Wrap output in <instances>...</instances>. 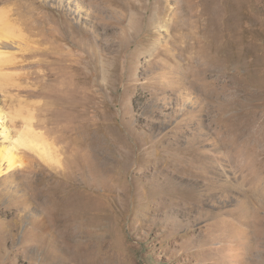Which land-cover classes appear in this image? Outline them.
Segmentation results:
<instances>
[{"label":"rangeland","instance_id":"1","mask_svg":"<svg viewBox=\"0 0 264 264\" xmlns=\"http://www.w3.org/2000/svg\"><path fill=\"white\" fill-rule=\"evenodd\" d=\"M124 1L0 0L54 156L0 177V264H264V0Z\"/></svg>","mask_w":264,"mask_h":264},{"label":"bare ground","instance_id":"2","mask_svg":"<svg viewBox=\"0 0 264 264\" xmlns=\"http://www.w3.org/2000/svg\"><path fill=\"white\" fill-rule=\"evenodd\" d=\"M67 1L72 2V0H67ZM73 1H75V0H73ZM86 1H89L91 3L100 1V2H104V4L105 3H108V4L112 3L115 5L119 4V6H121V8H123V10L126 11L125 15L129 14L131 22L134 23V16H133L134 14L132 12V9H133V5H135V4H133V3L129 4V2H125L124 0H86ZM132 2H133V0H132ZM214 2H215L214 0H180L178 2L177 7L179 10L186 11L189 14L190 12H192V10L197 9L200 6L202 8L205 7L206 8L205 10H207V9L209 10V8H212L211 5H213ZM112 4H110V5H112ZM80 7L81 6L77 3L75 10L81 11ZM140 7L139 8L141 10H144L145 14H143V16H141L139 18L138 22L144 21L145 23H149L147 25H150L151 23H153V20H154L153 19L154 15L152 12L153 11L163 12L164 11L163 9L166 10L167 8H169V3L165 0H143V3H141ZM107 9H109V8H107ZM104 10H106V9H104ZM223 10H224V8H223ZM65 12L66 11H64L63 8H59L57 11L48 12L47 14L45 13L41 18L42 19L41 22L42 21L43 22H42L40 29H39L41 32L40 34H43V32L44 33L46 32L47 35H49L51 37L54 36V38L56 36V37H58L60 39H64V40L69 39L70 38L69 37L70 29H69V23H67L65 20V17H66ZM219 12H221V11L219 10ZM204 14H206V13H204ZM216 15H217V13H216ZM221 16L223 17V15H221ZM47 17H49V20H47ZM188 19H189V17H188ZM136 20L137 19H135V21ZM51 22H53V23H51ZM120 23H122V22H120ZM71 26L73 27V25H71ZM4 27H5V29H3ZM11 27H12V25L9 24L8 17L5 18L4 21L3 20L0 21V39L4 36L3 35L4 33L11 34V36L7 34L8 38L13 37V36L14 37L17 36V34L15 32L11 33V30H10ZM138 28H139V26H138ZM138 32H139V29H138ZM149 34H150V30H149ZM14 56H15L14 52L8 51L5 45L0 44V128H1V131H0V138H1V141H0V177L3 174H9V175H13L15 177V176L21 175L20 173L25 171V170L29 171L31 173L35 169L33 163H34L36 157L41 158L42 160H48V159L51 160V158L54 157V156L51 157L49 154L50 153L49 147H52V146H50L51 143H49L44 132H42V130L40 131L39 128L37 130V128L34 124V122L37 121V120L34 121L36 118L34 119V115H33V113L35 114V112L33 111L34 110L33 108L35 107V105H34V107L31 106V103H33V102L30 103V100H28V98L26 100V103L22 102L23 99H26V98H24V97H26L25 96L26 94L24 95V92H23L24 90H22V89L27 90L25 88L24 82H22V80H21L23 77L22 76L19 77L17 75L18 73H16L15 70L10 71L11 69H9V70L7 69V68H11L9 66L14 62V59H15ZM19 72H21V71H19ZM20 74H22V72ZM22 75H25V73ZM21 92H23V94ZM33 94H32V97H33ZM17 99H19L20 102H22L24 104L23 105H22V103L18 104V107H16L17 104L14 106L13 104H15V102H17V101L14 102V100H17ZM29 99H31V98H29ZM18 103H19V101H18ZM19 105H22V106L26 105L27 108L25 107V109L29 110L28 115L30 116L29 118H26L25 123L20 128L18 126L20 123H18V125H17V122H16L17 121L16 120L17 115H18V113L21 112V109H22L21 106H19ZM12 106H14V107H12ZM21 115L22 114H20V117H21ZM23 115H24V113H23ZM25 115H27V113ZM22 122H21V124H22ZM53 160H54V158H53ZM32 176H34V175H32ZM33 179H34V177L31 178L29 176V179H28L29 182L27 181V183L24 185V188H27L31 192L35 191V189H36V185H35ZM241 258H242L241 262H244L243 261L244 257H241Z\"/></svg>","mask_w":264,"mask_h":264}]
</instances>
